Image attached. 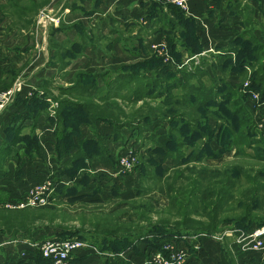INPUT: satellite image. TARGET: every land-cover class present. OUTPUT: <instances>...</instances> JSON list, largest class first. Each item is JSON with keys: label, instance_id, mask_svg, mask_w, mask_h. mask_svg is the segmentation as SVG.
<instances>
[{"label": "crops", "instance_id": "0c3cea01", "mask_svg": "<svg viewBox=\"0 0 264 264\" xmlns=\"http://www.w3.org/2000/svg\"><path fill=\"white\" fill-rule=\"evenodd\" d=\"M7 1L18 13L5 12L6 5L0 3V23L7 14L15 13L22 18L21 26L32 25L29 29L35 25L37 12H47L59 1L62 11L57 14L59 24L51 26L49 32L47 58L35 73L26 72L10 61L0 62V91L15 83L20 86V91L0 112V264H50L46 260L37 262L36 246L48 240L65 239L83 242L82 247L69 254L68 264H159L157 254L170 264H264V249L241 248L242 235L254 225L247 230L231 226L212 234H177L171 229L175 219L161 217L159 207L165 205L154 203L146 209L145 205L129 204L127 199L132 195L123 186L115 194L120 202H115L112 184L124 183L125 178L115 177L112 161L107 157L95 155L83 160L87 169L70 179L75 187L67 193L61 192L59 183L64 173L59 168L54 173L52 165L54 158L57 169L59 161L64 162L66 156L63 160L61 139L51 138L60 118L39 106L43 101L40 83L52 74L55 78L60 68L68 72V77L73 72H82L96 81H111L117 75L115 70L121 69L124 72L120 71L118 78L125 81L131 76L126 70L132 65H142V71L149 73L166 67L164 71L178 74L179 68L201 56L206 60L204 69L209 76L216 75L227 83L251 82L259 77L264 82V66L263 70L253 73L258 65H264V0L191 2L186 12L176 10L171 0H47L35 13H22L15 5L20 0ZM27 1L30 3L29 0L24 3L29 4ZM187 27L201 48L198 54L187 52L193 45L187 34L186 38L182 36ZM55 32L62 35L60 40L55 38ZM236 38L258 46L252 66H246L245 73L241 74L221 69L226 52ZM159 44L163 45V51ZM176 51L181 61L173 57L172 52ZM55 54L56 60L52 61ZM230 55L233 62L235 55L233 52ZM150 59L160 62L143 66ZM23 63L22 68H27L29 62ZM50 65H54L51 70ZM109 76L112 77L108 79ZM69 80L64 79V85L72 83ZM262 99L264 101V97ZM34 102L37 108L32 107ZM244 105L250 114L264 115V103L254 109L249 100ZM18 120L22 121L21 130L22 125H33L42 133L40 140H35L31 148L21 153L16 149L21 142L14 135L18 122H13ZM87 130L86 126H81L80 131L87 134ZM53 143L54 151L51 150ZM43 179H50L54 186L48 204L38 207L59 212V215L53 214L52 219H48L55 225L42 229L43 236L37 242L33 234H27L31 230L13 229L17 226L13 224L12 215L16 208L11 210L7 205L16 202L34 183ZM70 199L73 202L66 203ZM3 213L7 215L5 219ZM177 254L180 257L174 260Z\"/></svg>", "mask_w": 264, "mask_h": 264}, {"label": "rangeland", "instance_id": "374dc122", "mask_svg": "<svg viewBox=\"0 0 264 264\" xmlns=\"http://www.w3.org/2000/svg\"><path fill=\"white\" fill-rule=\"evenodd\" d=\"M6 1L0 0V3L4 2L6 5L3 7L4 11L18 13ZM24 2L25 0H20L19 4H25ZM59 2L47 12H37L32 29H29L32 25L21 26L22 18L17 17L15 13L12 14L13 16L7 14L2 19L1 63L10 61L26 72L33 70L34 73L44 64L51 26H57L60 21L57 14L61 13L59 11H62V6L59 7ZM54 36L57 40L62 38L59 32H55ZM54 60L56 54L52 56V61ZM201 60V58L197 59L194 64H200ZM23 62H29L27 68H22ZM188 65L179 68L178 74L162 71L159 72L161 76L158 72L149 73L142 71L141 67H135L126 70L131 76L125 81L118 78L121 72H124L121 69L115 70L117 75H114L111 81L105 79L96 81L81 72H73L71 77H68V72L60 68L55 78H52L54 76L52 74L49 79L40 83L39 90L43 96L40 108L43 106L45 112H51L53 117L60 118L51 133V138L61 139L60 152L63 160L66 156L64 162L59 161L57 169L56 160L53 158L54 173L58 168L64 173V179L59 183L60 191L67 193L75 187L70 179L87 169V163L83 160L97 155L112 161L115 177L125 178L124 183L121 181L112 184L115 202H120V199H116L119 196L115 195L122 190L120 186L127 187L132 195L127 199L129 204L145 205L146 209L154 203L163 204L165 206L159 207L161 217L170 221L176 217L168 212L169 208L173 210L170 207L171 200L167 197L168 193L174 192L178 195L179 192H188L190 188H194L196 190L192 203L194 210L189 216L195 221L205 223L207 219L202 211V204L212 202L214 199H206L203 195L202 200L200 194L203 191L226 189V186L220 182L224 181L225 175L223 176L222 172L225 167L238 165L242 168L238 176L231 175L236 179L230 189L232 196L241 199L249 185L245 174L253 176L256 171L264 172V115L250 114L244 104L249 100L254 109L257 105L263 104L261 103L263 99L261 100L262 97L258 93L259 98L251 101L244 93L243 81L221 84L216 79V75L210 77L202 71H194L192 76L185 74L182 70ZM48 67L51 70L54 65ZM185 70L188 71L186 68ZM111 77L109 76L108 79ZM69 78L72 83L64 85V79ZM217 81H219L218 90L224 88L229 90L247 115L240 112L236 117L230 116L223 109L220 101L211 102L206 106L200 105L202 101L204 102L203 88L213 86ZM260 86L263 88L264 82L259 84ZM174 95L176 98L172 100ZM180 98L186 101L183 107L176 103ZM218 102L220 105L217 106ZM244 118L251 120L253 133L250 135L245 133L242 140L236 131L239 127L237 121ZM16 122L18 123L15 125L14 135L15 139L21 142L16 149L21 153L31 148L35 140H40L42 133L36 131L33 125H22L21 130L22 121L13 123ZM81 126L88 128L87 134L80 131ZM54 147L55 145L51 147L52 151ZM192 157L196 159L183 163ZM212 172L216 176L214 179L216 183H212L213 181L207 176ZM53 175L51 174L50 177ZM80 181L85 182L84 179ZM68 201L73 202L70 199L66 203ZM225 203H223L225 210L217 213V219L240 212L235 208L236 203L228 200ZM227 207L229 208L226 209ZM30 209H41L43 212L26 216L17 229H22L21 225L25 224V227L28 226L27 229L33 232L29 231L27 234H33L36 237L35 241L40 242L43 236L41 230L55 225L48 219H52L53 214L58 216L59 212L45 210L43 207H30ZM231 226V224L224 225L211 234Z\"/></svg>", "mask_w": 264, "mask_h": 264}, {"label": "trees", "instance_id": "16d2710c", "mask_svg": "<svg viewBox=\"0 0 264 264\" xmlns=\"http://www.w3.org/2000/svg\"><path fill=\"white\" fill-rule=\"evenodd\" d=\"M29 1H30L29 4H18L16 2L15 5H17V7L19 6V9L22 13H25L26 11L35 13V12H37L38 7L42 6L43 4H45V2H47V0H38V1L29 0ZM174 8L176 10L182 12V10L179 9L178 7L174 6ZM190 32H191V29L189 30V28L187 27L186 29H183L182 36L184 37L187 34L188 37L192 40L193 45H191V47H189V49H187V52L189 55H195V54H198L201 52V48L196 45V37L193 33H190ZM184 38H186V36ZM230 46L231 47L226 52L228 54L225 58L224 66H223V68L221 67V69H224V68L230 69V70L237 72L239 74L245 73V71H246L245 67L246 66H252V64H253L252 62L256 58L258 46L255 44H252L251 42L243 43L242 38H236L231 43ZM231 52H233L235 55L233 62L231 60V55H230ZM172 53H173V57L175 58L176 61H181L179 58L180 54L178 51L172 52ZM200 58L202 59L200 61V64L199 63L194 64V60H191L190 65L185 67L186 69H188L189 72L187 70H185V68H184L182 70L183 73L192 76L194 74V71H197V72L202 71L203 74H205V75L208 74L207 71L204 69V64H205L206 60L204 59V57L199 56L198 59H200ZM155 62L159 63L160 60H158V59L146 60L143 63V66H145V65L150 66L149 63L153 64ZM140 64H142V63H140ZM262 66H264V65H260V66L258 65V68L253 71L254 75L257 73L256 70H258V69L263 70ZM135 67H142V65L141 66L139 64L132 65L130 67V69H133ZM165 69H166V67L165 68L162 67L161 70L164 71ZM162 71H158V74L160 75V73ZM166 72H172V71L168 70ZM155 73H157V72H155ZM210 77H213V76H210ZM215 77L217 80H219L221 82V84H224V82H226L225 80H223L220 77H217V76H215ZM258 79H256V78L253 80L251 79L250 86L252 89L259 91L261 97H264V86H263V88H261V86L259 87V84L262 83L261 77H259ZM219 81H217V83L213 84V86L203 88L204 91L202 92L203 93L202 98H204V102L202 101V103H200V105L206 106L207 104L209 105V103H211V102L214 103V101H220L223 104L222 105L223 109L226 112H228L230 114V116L236 117V115H238L240 112L244 113V111L242 110L241 104L236 99V97L231 96V93L229 90H227V89L225 90V88L219 89L220 91L218 90ZM239 87H241V83L239 84ZM228 89H230V88L228 87ZM175 98H176V96L174 95L173 98H171V99L173 100ZM179 100H181V101H179ZM220 102H218L219 104L217 103V106L220 105ZM176 103L181 107L186 105V101L184 98L178 99V101H176ZM197 105H199V104H197ZM196 106H194V108H196ZM32 107L37 108V105L35 102L33 103ZM217 109L220 110L218 107H217ZM244 114L247 115L246 112ZM237 125L239 127H238L236 133H238L237 134L238 136H241L242 140H244L243 137H244L245 133H247L248 135L253 133L252 129H251V127H252L251 126L252 125L251 120L249 121V118L239 119L237 121ZM240 126H243L245 128H241ZM195 159H196L195 157H192L191 159H188L183 163H186L188 161H192ZM241 169L242 168L239 167L238 165L225 167L223 169V172H222L223 176L225 175V178H224V181H220V182L224 186H226V189L220 188L219 190L217 189L216 191L215 190H209L208 192L203 191L200 194V198L202 200H203V197H202L203 195L206 196V199H210V198L214 199V200H212V202L211 201L210 202H204L202 204V207H203L202 211L205 213L206 219H207L205 223L195 221V220H193V218H190V216H189L190 213H192L194 210L193 204H192L194 201L195 191H196L194 188H190L188 192H179L178 195L177 194L175 195L174 192L168 193L167 197H168V199L171 200L170 207L173 208V210L169 208V212L173 213V215H175L174 217H176L175 221L173 222V226L171 227L172 231H174L177 234L199 233V232L211 233L217 229L224 227V225L228 224V223L231 224L232 227L242 228V229H246V230L250 229L251 225L252 226L253 225L254 226L263 225L264 224V192L260 193L259 191H261V190L264 191V172L256 171V173L253 174V176H250L249 174H245V179L249 185H248V188L244 190L242 198L238 199V198L231 195L230 189L233 187V185L235 183V179H236L235 177L238 176V174H241ZM216 174H218V173L216 172ZM231 175H233L235 177L233 178ZM207 176L210 179V181H213L212 183H216V182H214L215 181L214 179L216 176L213 174V172L211 174L208 173ZM180 195L183 198H180L181 197ZM226 200L232 201L233 203H236L235 208L238 209L240 212L238 214H234V215H230V216H222L221 218L219 217L220 219H217L218 218L217 213L225 210L224 206L226 204L225 203ZM223 203H225V204H223ZM228 208L229 207H227L226 209H228ZM38 210H33L30 208H28V209L24 208V210L23 209H21L19 211L16 210L14 213H12L13 219L15 220V222L13 224L17 225L13 229L17 230L18 232H26L28 226L25 227V224L21 225L23 228L20 230H18L17 227L19 226V224L23 223L26 216H31L33 214L36 215V214H40L41 212H43L41 209H38ZM260 211H262L263 213H260ZM5 216H7V215H4V213H3L2 218L5 219L6 218ZM37 251L38 252H36V254H35V258H36L37 262H40L43 260H46L47 262H49L47 259L42 257L39 250H37Z\"/></svg>", "mask_w": 264, "mask_h": 264}, {"label": "built area", "instance_id": "2783aa9c", "mask_svg": "<svg viewBox=\"0 0 264 264\" xmlns=\"http://www.w3.org/2000/svg\"><path fill=\"white\" fill-rule=\"evenodd\" d=\"M204 0H171V3L186 12L191 2H203ZM163 51V45H158ZM244 93L251 99L256 101L258 92L249 86V81H244L242 86ZM20 91L19 83H15L11 88L0 91V112L4 106L13 98L15 93ZM261 103H264L262 100ZM260 105V104H259ZM261 125V124H260ZM53 182L50 179H43L34 183L26 193L13 204H8L9 208L22 209L26 207L45 206L49 202L50 194L53 190ZM241 248L252 251H260L264 249V224L255 226L249 231L244 232L240 239ZM83 246V242L77 239L65 240H48L39 243L36 247L40 251L43 258L47 259L50 264H68L69 254ZM159 264H170V261L163 259L159 254L155 256ZM177 254L174 260L179 259Z\"/></svg>", "mask_w": 264, "mask_h": 264}]
</instances>
